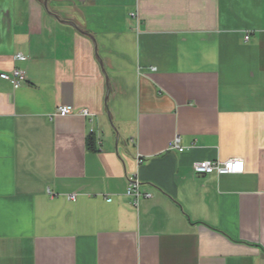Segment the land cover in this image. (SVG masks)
I'll use <instances>...</instances> for the list:
<instances>
[{"label":"crops","instance_id":"1","mask_svg":"<svg viewBox=\"0 0 264 264\" xmlns=\"http://www.w3.org/2000/svg\"><path fill=\"white\" fill-rule=\"evenodd\" d=\"M14 69L0 264H264V0H0Z\"/></svg>","mask_w":264,"mask_h":264},{"label":"built area","instance_id":"2","mask_svg":"<svg viewBox=\"0 0 264 264\" xmlns=\"http://www.w3.org/2000/svg\"><path fill=\"white\" fill-rule=\"evenodd\" d=\"M135 16L134 14L132 15ZM248 36L245 37L248 40ZM16 60L23 61L25 58L22 55H17ZM155 70V69H153ZM0 78L10 82L14 89H20L23 85L27 83L26 74L24 71L20 69H14L12 73H0ZM74 112V108L72 106H60L55 116L66 117L71 115ZM83 116H89V112L87 110L82 111ZM171 149L178 150L179 152H183L184 149L180 147L179 138H175L171 143ZM245 170V162L242 159H230L228 161H206L196 163L193 166V173L197 176H208L215 174L217 176L224 175H238L244 173ZM129 186L127 189V195L133 198V204L138 205L140 199L149 198L150 195L145 194L141 191L140 182L134 178H130L128 182ZM70 199H74V197H70ZM110 201V200H109Z\"/></svg>","mask_w":264,"mask_h":264},{"label":"water","instance_id":"3","mask_svg":"<svg viewBox=\"0 0 264 264\" xmlns=\"http://www.w3.org/2000/svg\"><path fill=\"white\" fill-rule=\"evenodd\" d=\"M44 5H45V7H47V1H45ZM108 114H109V113H108Z\"/></svg>","mask_w":264,"mask_h":264}]
</instances>
